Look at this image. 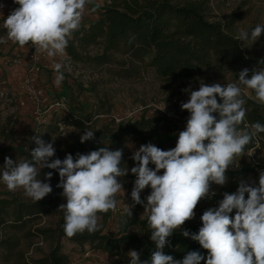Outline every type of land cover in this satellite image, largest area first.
<instances>
[{
  "label": "clouds",
  "instance_id": "1",
  "mask_svg": "<svg viewBox=\"0 0 264 264\" xmlns=\"http://www.w3.org/2000/svg\"><path fill=\"white\" fill-rule=\"evenodd\" d=\"M13 2L19 6L3 22L7 40L21 47L31 44L36 52L55 57L65 54L69 37L80 27L88 0ZM3 7L0 4V9ZM262 33L264 25L258 24L250 33L240 30L236 38L255 42ZM0 43H6V39L0 37ZM258 64H264V58ZM63 68L61 63L54 65L56 85L64 80ZM240 85L253 90L256 101L264 105V69L245 68L238 73L237 82L227 85L200 83L198 90L186 88L189 99L181 102V110L189 116L185 129L178 133L176 146L162 150L149 142L133 152V203L126 204L124 211L130 219L135 205L143 206L155 250L144 261L136 250H129V264H264V172L260 173L258 185L241 180L235 192L223 193L218 206L203 212L197 233L182 228L195 218L198 203L215 195L211 185L224 186L234 159L243 156L257 134L264 133L260 122L239 128L247 111ZM95 132L83 131L80 142L95 140ZM31 139L37 145L31 150V162L17 163L5 157L0 180L9 191L23 189L26 197L38 202L53 191V171L44 173L41 179L42 169L58 172L60 182L56 187L63 189L66 199L58 208L64 212L66 236L99 231L102 225L98 214L114 211L117 194L125 195L122 178L129 169L122 167L123 150L99 147L87 154L77 153L75 158L67 154L62 160L52 159L56 153L53 142H45L41 135ZM146 188H150V194L141 199ZM176 230L197 241L207 250V257L199 251H189L182 260L165 254L163 250Z\"/></svg>",
  "mask_w": 264,
  "mask_h": 264
},
{
  "label": "rangeland",
  "instance_id": "2",
  "mask_svg": "<svg viewBox=\"0 0 264 264\" xmlns=\"http://www.w3.org/2000/svg\"><path fill=\"white\" fill-rule=\"evenodd\" d=\"M104 3L105 0H88L80 24L98 19L100 11L95 6ZM0 4L4 5L0 9V37L6 39V43H0V169L5 157H10L17 163L26 160L31 162V158L18 147H28L29 140L38 132L46 134L49 138L48 142L54 143L56 153L53 158L61 157L70 148L77 146L85 130L66 121L71 116L70 105L78 108V112L74 114H81L80 106L84 108L85 115H90L91 121L86 130L96 131L94 133L96 141L100 138L97 136L98 132L100 134L105 130L116 132L120 124L138 120L143 115L147 118H157L171 112L167 115L170 120H161L158 124V134H150L147 141L134 136L123 137L118 144H112L107 139L104 141L112 150H123L122 167H127L129 172L122 178L125 195L122 192L117 194L116 209L99 215L101 217L99 222L103 232L112 236L124 231L140 233L142 222L147 223L143 206L135 205L130 219L124 211L126 204L133 203L131 190L136 177L130 169L136 162L131 156L141 145L149 142L162 150H170L176 146L178 133L185 129L189 116L186 110H181V102H187L189 99L188 93L181 90L177 83L168 86L151 68L142 69L137 78H121L114 74L115 64L95 66L90 62L71 60L66 50L63 56L48 57L44 52H36L31 44L21 47L7 40L6 29L3 26L4 17L19 5L13 0H0ZM213 6L214 13L218 14L220 19L230 13L239 14L240 19L233 25L236 37L242 29L250 33L258 24L264 25V0H215ZM241 44L247 56L264 57V33L255 42L248 39L241 41ZM89 50L91 54L98 52L97 47H90ZM56 63L64 65L62 69L64 80L59 85L55 83ZM245 68L251 71L250 63L228 67L223 71L212 69L208 73L198 75L187 88L198 90L200 83L219 82L222 85L235 83L238 81V73ZM255 69H264V66ZM240 87L243 97L255 99L253 90L243 85ZM58 99L64 100V103L58 105ZM169 100H171L170 105H168ZM247 112L249 109L246 114ZM245 122H247L246 116ZM6 127L8 132H13L9 140H6L7 135L3 133ZM260 138V146L256 149V153L251 155L248 150H244L242 157H236L226 172L228 182L224 186L212 184L211 191L215 192V195L201 200L195 209V218L187 221L183 226L202 225L200 217L203 212L209 207L218 206V202L223 199V193L235 192L241 180L255 182L259 170L255 163L257 162L259 167H264V137ZM95 140L84 144L89 146ZM150 167L154 168V165ZM162 171L159 174H162ZM42 172L41 179H43ZM261 172H264V169ZM0 190L9 191L2 180H0ZM150 191V188L142 191L141 199L149 195ZM10 192L24 200H32L24 195L23 189ZM56 222L57 216L48 214L41 215L28 223L21 231L6 229L11 235L16 236L18 243L5 264H27L48 254L53 242L35 232L40 228H54ZM61 242L63 251L69 257L68 264H128L127 261L130 260L127 253L119 257L110 256L94 249L90 244L80 245L66 239H62ZM6 252L1 251L0 260L4 259Z\"/></svg>",
  "mask_w": 264,
  "mask_h": 264
},
{
  "label": "trees",
  "instance_id": "3",
  "mask_svg": "<svg viewBox=\"0 0 264 264\" xmlns=\"http://www.w3.org/2000/svg\"><path fill=\"white\" fill-rule=\"evenodd\" d=\"M213 1L215 0H105L103 5L95 6L100 11V17L87 24H80L79 29L69 37L65 50L75 62H90L95 66L115 64L114 74L121 78H137L142 69L151 68L168 86L177 83L181 90L186 89L198 75L212 69L223 71L246 63H250L251 70L263 67L264 64L258 62L264 57L247 56L241 41L236 38L233 25L240 19L239 14L230 13L220 19L214 13ZM90 47H97L98 52L91 54ZM243 98L246 101L244 107L249 109L246 114L247 122L244 124H264V105L248 96ZM79 109L81 114L76 115L74 113L78 112V108L70 105L71 116L66 121L86 130L91 117L83 113L84 108L79 106ZM164 119L170 120L167 115L157 118L143 115L138 120L120 124L116 132H98V141H93L89 146L79 142L58 158L62 160L67 154H72L75 158L77 153L87 154L99 147H109L104 143L106 139L112 144H118L123 137L130 136L147 141L150 134H158V124ZM244 124L239 128L244 129ZM3 133L7 135L6 140L13 134L8 132V127ZM36 135H41L45 142L49 141L46 134L38 132ZM257 136L264 137V133ZM253 141L245 150L253 146ZM28 143V147L18 148L31 158V150L37 145L32 139ZM48 171H53L50 181L53 191L41 201L24 200L13 192L0 190V254L2 250L7 251L0 264L9 260L18 243L16 236L6 229L21 231L28 223L48 214L57 216L55 227L40 228L35 233L49 238L53 246L44 257L27 264H68L69 257L63 251L62 239L80 245L90 244L94 249L110 256L119 257L129 250H136L141 261L150 259L155 245L150 240L151 229L145 221L138 234L124 231L112 236L104 233L101 227L92 234L85 231L83 234L67 237L64 232V212L58 209L61 204L66 203L62 196L63 189L56 187L60 182L59 174L45 168L42 176ZM234 214L235 212L231 215ZM201 226L187 225L182 228L190 233H197ZM163 251L177 260H182L189 251H199L205 257L208 254L197 241L184 237L179 230L169 238V244ZM127 262L129 264V260ZM201 264L205 262L202 261Z\"/></svg>",
  "mask_w": 264,
  "mask_h": 264
},
{
  "label": "built area",
  "instance_id": "4",
  "mask_svg": "<svg viewBox=\"0 0 264 264\" xmlns=\"http://www.w3.org/2000/svg\"><path fill=\"white\" fill-rule=\"evenodd\" d=\"M174 101H177V100H174ZM61 103L63 104L64 100L57 101L58 105H60ZM170 104H171V100H169V102H168V105H170ZM166 114L169 115V114H171V112H167ZM244 125L249 126L248 123H245ZM259 146H260V138L258 136H256L254 138V141H253V146L251 148H249L248 151L252 155L253 153H256V149L259 148ZM255 164H256L257 169L259 168V170H258V174H257L256 178L254 179V181H255L254 183L258 185L260 172L264 169V167H262V166L259 167L257 162Z\"/></svg>",
  "mask_w": 264,
  "mask_h": 264
}]
</instances>
